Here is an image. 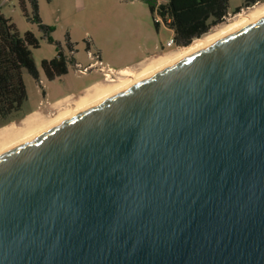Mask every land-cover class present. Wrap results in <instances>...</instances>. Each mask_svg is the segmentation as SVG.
<instances>
[{
  "label": "water",
  "instance_id": "water-1",
  "mask_svg": "<svg viewBox=\"0 0 264 264\" xmlns=\"http://www.w3.org/2000/svg\"><path fill=\"white\" fill-rule=\"evenodd\" d=\"M0 264H264V16L0 154Z\"/></svg>",
  "mask_w": 264,
  "mask_h": 264
},
{
  "label": "rangeland",
  "instance_id": "rangeland-1",
  "mask_svg": "<svg viewBox=\"0 0 264 264\" xmlns=\"http://www.w3.org/2000/svg\"><path fill=\"white\" fill-rule=\"evenodd\" d=\"M37 1L41 20L54 28L53 39L60 43L68 58L75 54L79 66L70 62L68 74L50 81L42 68V62L57 56V45L49 42L39 24L33 20L31 0H0L1 13L11 20L19 33L24 35L30 31L40 41V47L32 49L39 79L36 80L27 70H23L28 100L19 112L11 115L5 123H0V129L14 123V132L0 139V150L16 140L20 141L27 133L38 131L58 117L73 111L82 101L95 102L102 96V89L115 87L122 81L140 75L147 68L154 67L158 56L178 51L170 55L173 57L188 47L168 45L173 38V31L157 13L153 15L148 3L142 0ZM166 2L158 0V5ZM263 2L235 12L237 7L243 5V0H230L225 21L210 33H219L228 23L240 15L249 14ZM68 42L74 45L75 53L68 48ZM148 56L151 57L134 69V73L127 70L128 74L132 73L134 76H122L115 82L101 80L104 72L131 67ZM90 65L88 73L79 72V67ZM95 82L100 83L98 90L91 87L83 93L87 86ZM70 94L77 97L56 102Z\"/></svg>",
  "mask_w": 264,
  "mask_h": 264
},
{
  "label": "trees",
  "instance_id": "trees-1",
  "mask_svg": "<svg viewBox=\"0 0 264 264\" xmlns=\"http://www.w3.org/2000/svg\"><path fill=\"white\" fill-rule=\"evenodd\" d=\"M156 1L158 0H147L151 13H157L173 31L175 46L186 47L225 21L230 0H164L167 2L159 5L155 4ZM262 1L264 0H243V5L237 7L235 12ZM31 2L34 8L33 20L39 24L49 42L57 45V56L42 62L45 75L52 81L68 74L69 63H75V54L72 58L67 57L60 43L52 37L54 28L41 20L38 1ZM156 25L158 26L157 23ZM39 47L40 41L34 33L28 31L21 35L0 10V123H5L11 115L19 112L28 100L23 70H27L36 80L39 79L32 51ZM68 48L75 53L72 43L68 42Z\"/></svg>",
  "mask_w": 264,
  "mask_h": 264
},
{
  "label": "bare ground",
  "instance_id": "bare-ground-1",
  "mask_svg": "<svg viewBox=\"0 0 264 264\" xmlns=\"http://www.w3.org/2000/svg\"><path fill=\"white\" fill-rule=\"evenodd\" d=\"M263 16H264V2L262 4H259V6H257V8H255L249 14L238 16V18L236 20H234V21L228 23L226 26H224V28L219 33H209V34L205 35L203 38L197 39L194 43H192L190 46L184 48L180 53L175 54L173 57H171L170 55H173L174 53H177L178 51H172L168 54L158 56L157 60H156L157 62H155L154 67L147 68L140 75L135 76L134 78L129 79L127 81H122L121 84L116 85L115 87L102 89V91H101L102 96L100 98H98L95 102L86 103L85 101H82L81 103H79L77 108L74 109L73 111H70V112L58 117L55 121L50 122L48 125H46L45 127H43L42 129H40L38 131L27 133V135L24 138H22L20 141L16 140L12 144L3 147L0 150V154L5 153L6 151L18 146L19 144L38 136L39 134L46 131L47 129H50L51 127H54V126L64 122L68 118L84 111L85 109H88L89 107L93 106L94 104L107 99L108 97L120 92L121 90H123L125 88L130 87L131 85L140 81L141 79H143V78H145V77H147V76H149V75H151L157 71H160L161 69L165 68L169 64H171L177 60H180L182 58L187 57L188 55L210 45L211 43L217 41L218 39L224 37L225 35L230 34L236 30H239V29L249 25L250 23L260 19ZM128 73L129 72H127V71L121 72L122 75H129ZM99 84L100 83L95 84L93 86V88L98 90L100 88ZM13 126H14V123L1 128L0 129V139L2 138V136L8 135V134H11V132H14Z\"/></svg>",
  "mask_w": 264,
  "mask_h": 264
},
{
  "label": "flooded vegetation",
  "instance_id": "flooded-vegetation-1",
  "mask_svg": "<svg viewBox=\"0 0 264 264\" xmlns=\"http://www.w3.org/2000/svg\"><path fill=\"white\" fill-rule=\"evenodd\" d=\"M150 57L151 56H149V58ZM149 58H147L145 61H147ZM145 61H143V62L142 61L141 62L139 61L137 64H134L133 66H131L129 68V70L134 73V71H135L134 69H136L137 67H139ZM90 68H88V70L84 74L88 73L90 71ZM122 76H126V75H122L120 71H106V72H104L102 74V79L101 80L102 81H105V82H107V81H109V82L110 81L115 82L117 79H121ZM131 76H133L132 73H130L129 75H127V77H131Z\"/></svg>",
  "mask_w": 264,
  "mask_h": 264
},
{
  "label": "crops",
  "instance_id": "crops-1",
  "mask_svg": "<svg viewBox=\"0 0 264 264\" xmlns=\"http://www.w3.org/2000/svg\"><path fill=\"white\" fill-rule=\"evenodd\" d=\"M147 58H149V56L146 57L145 59L141 60V61L143 62V61H145ZM141 61H140V62H141ZM75 65H78V63L76 62V57H75ZM129 67H130V66H129ZM129 67L126 66V67L119 68L118 71H120V72L127 71V70L129 69ZM113 71H115V69H113ZM97 83H98V82H95V83H93V84L87 86V87L83 90V93H85L88 89H90L91 87H93V86H94L95 84H97ZM81 94H82V93H81ZM76 97H77V96H75L74 94H70V95H67V96H65V97H63V98L57 100L56 102H61V101L69 100V99H74V98H76Z\"/></svg>",
  "mask_w": 264,
  "mask_h": 264
},
{
  "label": "built area",
  "instance_id": "built-area-1",
  "mask_svg": "<svg viewBox=\"0 0 264 264\" xmlns=\"http://www.w3.org/2000/svg\"><path fill=\"white\" fill-rule=\"evenodd\" d=\"M168 45H169V46L175 45L174 40L171 39L170 42L168 43ZM78 66H79V65H78ZM91 66H92V65H90V66H88V67H85V68H81V67H79V72L82 73V74H84V73L88 70V68H90Z\"/></svg>",
  "mask_w": 264,
  "mask_h": 264
}]
</instances>
